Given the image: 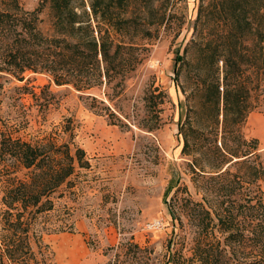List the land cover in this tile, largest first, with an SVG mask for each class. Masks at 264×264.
Instances as JSON below:
<instances>
[{
  "label": "rangeland",
  "instance_id": "obj_1",
  "mask_svg": "<svg viewBox=\"0 0 264 264\" xmlns=\"http://www.w3.org/2000/svg\"><path fill=\"white\" fill-rule=\"evenodd\" d=\"M40 1L18 0L25 11ZM211 1L153 0V8L132 4L130 30L118 38L137 46L140 61L119 74L113 88L102 83L79 91L55 84L44 70L0 72V145L8 139L65 143L82 148L88 161L49 196L53 208L36 220L50 256L47 264L253 261L254 251L246 259L239 252V171L249 168L239 167L236 157L213 166L222 159L220 128H199L186 148L180 128L187 131L189 122L194 127L198 122L191 112L186 116L192 84L176 57L185 55L198 7ZM36 25L46 36L55 34L48 1ZM158 91L161 98L152 96ZM251 100L253 109L240 130L257 141L249 161L264 167V81ZM29 171L15 157L0 155V197L8 179H25ZM244 187L264 201V175ZM229 212L237 232L227 241L219 219Z\"/></svg>",
  "mask_w": 264,
  "mask_h": 264
},
{
  "label": "trees",
  "instance_id": "obj_2",
  "mask_svg": "<svg viewBox=\"0 0 264 264\" xmlns=\"http://www.w3.org/2000/svg\"><path fill=\"white\" fill-rule=\"evenodd\" d=\"M43 1L49 2L55 31L50 36L36 25ZM135 3L153 8V0H41L34 10L25 11L18 0H1L0 72L44 70L55 84L68 83L79 91L102 83L113 88L115 78L140 61L134 54L137 46L118 38L130 30ZM176 60L185 64L186 80L192 84V104L186 116L191 112L198 122L195 127L189 122L187 131L180 125L184 146L194 140L199 128H220L222 159L213 166L222 167L236 157L239 167L249 168L239 171V252L246 259L254 251V259L240 263L264 264V201L244 190L246 182L264 175V167L249 161L257 141L240 130L253 109L252 91L264 81V0H212L200 5L185 55ZM151 94L161 98L163 92ZM229 136L234 143L226 141ZM1 142L0 155L15 157L30 171L27 178L8 179L3 185L0 264H47L50 256L35 228L36 220L53 208L49 196L68 182L76 167L88 166L85 152L50 141L37 145L18 139ZM204 212L210 215L208 209ZM219 221L227 232L226 240L234 239L233 213Z\"/></svg>",
  "mask_w": 264,
  "mask_h": 264
}]
</instances>
